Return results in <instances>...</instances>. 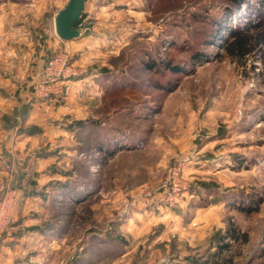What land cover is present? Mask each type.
Here are the masks:
<instances>
[{
	"label": "rangeland",
	"instance_id": "rangeland-1",
	"mask_svg": "<svg viewBox=\"0 0 264 264\" xmlns=\"http://www.w3.org/2000/svg\"><path fill=\"white\" fill-rule=\"evenodd\" d=\"M68 1L0 0V90L30 89L40 103L50 102L44 118L35 117L39 122L73 126L81 120L99 130L90 135L85 128L76 139L54 126L49 141L36 147L54 152L63 174L60 181L41 182L48 185L45 207L25 211V219L47 218L50 238L34 247L7 241V264H214L219 255L220 262L264 264L261 1L246 0L231 13L230 7L222 19L228 0H86L79 34L65 40L55 31V16ZM237 26L252 36L244 57L226 48ZM209 29L213 37L203 41ZM196 51L202 57L193 60ZM60 55L77 73L63 92L41 96L39 76ZM173 62L181 73L166 68ZM103 69L123 71L124 79L100 84ZM90 71L97 72L91 83L73 85ZM109 83L120 89L106 98ZM27 112L22 104L16 115ZM23 158L4 159L3 174L13 176ZM175 166L186 189L174 206H161L163 183ZM76 178L82 182L75 191L61 193ZM53 224L66 228L54 233ZM230 224L239 229L238 239L221 241L231 244L221 250L218 240ZM119 237L125 244L113 254L108 240Z\"/></svg>",
	"mask_w": 264,
	"mask_h": 264
},
{
	"label": "crops",
	"instance_id": "crops-1",
	"mask_svg": "<svg viewBox=\"0 0 264 264\" xmlns=\"http://www.w3.org/2000/svg\"><path fill=\"white\" fill-rule=\"evenodd\" d=\"M2 35L3 28L0 26V50L1 40L3 38ZM90 72L91 75H88V77L80 76L75 79L73 85L81 86L83 88L86 83H91L92 80L88 82L89 79L93 78L92 76H96L97 72ZM1 85L2 78L0 76V88ZM49 103L50 102L43 101L40 103L39 98L35 96L34 90L32 91L28 89V91L16 92L11 89V92L9 93L0 90V197L6 193L12 201V220L9 224L7 233L0 239V264H7L8 261L5 260L7 241L15 239L18 242L15 243L17 244L14 246L15 248H19V244L25 240L28 243H31V247H34L36 243L46 245L48 238H50L48 232L51 231L48 229L51 227H48L45 222L47 218L25 219V211L30 208L41 209L42 206L45 207V196L48 195L47 184L52 181V179H59L60 181L63 174L61 172L59 173L56 165L57 162L52 160L53 156H55L54 152L45 149L37 150L39 148L36 147H40L44 141H49L48 135L50 131L54 129V126H56L59 130L69 131L76 139L77 137L75 136V131L71 130L72 128L69 127L70 123L68 124V122H58L53 126L50 125V121L45 120L43 122H39L36 120V116L42 117L43 119L47 109H49L48 112L50 111V108L52 107ZM22 104L27 106L28 112L26 116L24 115V117L20 119V116L16 115V110H18ZM55 104L60 105L62 103L58 101L56 102L55 100ZM70 104L71 103L68 102L66 105ZM65 113H68L67 115L69 116L73 115L72 112ZM4 115H7V117L10 118L9 123L4 121ZM81 118L82 117H80V119ZM33 126L38 127L39 130L30 132V129ZM19 154H23L25 156V158H23L24 163L21 168L19 167L20 170L18 168V171L13 176L11 175L10 178H7V175L5 173L3 174L2 171V162L4 159L8 158H10V162H12L11 159L15 158ZM57 158L60 159V157ZM44 163L46 164L45 166H43ZM3 175L6 176L3 177ZM45 179L49 180L43 187L42 184L45 182H41L45 181ZM78 187L81 188L82 185L80 184ZM62 192L65 193L63 189L61 193ZM33 216L42 215L34 214ZM53 225L58 226L54 230V233L62 231L58 224ZM10 229H13V232L10 231ZM52 239L54 240L55 237L53 236ZM35 261L36 260L31 259L30 262L32 264H38Z\"/></svg>",
	"mask_w": 264,
	"mask_h": 264
},
{
	"label": "trees",
	"instance_id": "trees-1",
	"mask_svg": "<svg viewBox=\"0 0 264 264\" xmlns=\"http://www.w3.org/2000/svg\"><path fill=\"white\" fill-rule=\"evenodd\" d=\"M245 1L246 0H228L229 3L228 4H225V7L226 8L224 9V12H223V14H221L220 17L222 19H225V15L228 14V11H229L230 7H231V9H230V12L229 13L233 12L235 9H239L241 7L242 3H244ZM260 1H261V6H259L258 9H262L264 7V0H260ZM207 18H208V21L211 20V18L208 15H207ZM215 19H218V18L213 17L212 18V21L209 22V24H211V26H213L215 23H217V22H215ZM212 29H213V27H212ZM247 32H248V30H241L240 27L237 26V27H235V28L232 29L231 33H229L230 38H229V41L226 44V48L228 49V52L231 55H234V56H237V57H244L246 54H248L251 51L250 42L252 40V36H251V34H248ZM209 34H211L210 29L208 30L207 35H205L207 37H204V40L203 41H205V40L206 41H209L210 38L213 37V36H211ZM219 34H220V31L217 32V35H219ZM218 39L220 41H223L222 38H218ZM200 52H203V50H200ZM200 52H198V51L193 52V58L192 59L193 60H197L198 58H200V56L202 55V53H200ZM166 68L169 71H171L172 73H181L183 71L182 68H180L179 64H175L174 62L173 63H170V64L169 63H166ZM103 70H104V72L102 74V77L99 78L100 79L99 80L100 81V84H106L109 81L114 82V80H115V83H116L117 79L120 76H121V78L124 79V73H123V71H119V73H116L115 74L114 72L110 71L109 69H103ZM115 77H117V78L115 79ZM168 83H170V82L168 81ZM110 84L111 83H109V85ZM174 85L175 84H172V85L166 86L165 88L167 89L168 92H170L174 88ZM109 87H108L109 90L107 89V93L105 91L106 98L108 97V95H111L112 93L117 92L120 89L119 86L114 85V84L113 85H110ZM132 111H133V109H130V112H128V113L131 114ZM69 127H72V128L75 129V135H76L77 139L82 137L83 131L86 130L85 128H89L90 135L94 133V130L99 131L98 128H97V126H93V123H89V124L86 125V123H83L81 120H78L75 125H73V126L70 125ZM37 130H39V128L36 127V126H33L30 129V132H34V131H37ZM99 147L102 148V146H99ZM107 147H108V150H109L110 149V142H107ZM107 152H113V151H110L109 150ZM111 155H113V154H108V158H110ZM108 161L109 160L107 159L106 160V164L108 163ZM81 179L78 178V182H77V178L74 179V185H73V187H70L69 190L67 189L66 183H65V185L63 187V190L65 191V193H67L66 195H68V194L70 195L72 192L75 191L74 187H76V185H78L79 183L82 182ZM88 183L89 184L90 183L92 184L91 181H89ZM95 187H97V186H95ZM75 193H76V195H83V194H85V192H82V191H78V192H75ZM59 226H60V229L61 230H63V229L66 228V226L63 225V224L62 225L60 224ZM238 235H239V229L236 226H233V224H230V226H228L226 228L225 233L222 236H220V238L218 240L219 241L218 243H220L221 250L223 248H225V247L226 248L231 247L230 242H225L223 244V243H221V241H223L225 239H230V241H236L238 239ZM94 237L95 236H93L92 238H94ZM243 237L246 239V234H244ZM123 239L124 238H122V237L120 238L119 237V238H110L108 240L110 242V244L113 245L112 246V249H111L113 254L114 253H119V252L122 251L123 245L125 244V241ZM220 256L221 255H219V256L216 257V259L213 261L214 264H233L231 258H228L229 261H227V259H225L224 262L223 261L220 262V260L218 259Z\"/></svg>",
	"mask_w": 264,
	"mask_h": 264
},
{
	"label": "built area",
	"instance_id": "built-area-1",
	"mask_svg": "<svg viewBox=\"0 0 264 264\" xmlns=\"http://www.w3.org/2000/svg\"><path fill=\"white\" fill-rule=\"evenodd\" d=\"M81 18L78 24L81 25ZM66 58V54H65ZM66 64V65H65ZM77 71L63 60V56L53 57L45 65L43 72L40 74V79L37 81V93L41 96L48 97L52 94L63 92L62 85L70 80L73 74ZM180 176V167L175 166L170 168L166 180L163 183L164 194L159 197L160 202L165 207H172L179 200L182 193L185 191V185ZM12 201L4 193L0 197V239L8 231L9 224L12 220Z\"/></svg>",
	"mask_w": 264,
	"mask_h": 264
},
{
	"label": "water",
	"instance_id": "water-1",
	"mask_svg": "<svg viewBox=\"0 0 264 264\" xmlns=\"http://www.w3.org/2000/svg\"><path fill=\"white\" fill-rule=\"evenodd\" d=\"M86 0H69L55 16V31L65 40H72L79 34L77 24L81 18Z\"/></svg>",
	"mask_w": 264,
	"mask_h": 264
}]
</instances>
